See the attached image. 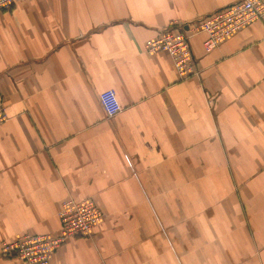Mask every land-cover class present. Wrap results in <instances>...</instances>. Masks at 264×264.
<instances>
[{"label": "crops", "instance_id": "1", "mask_svg": "<svg viewBox=\"0 0 264 264\" xmlns=\"http://www.w3.org/2000/svg\"><path fill=\"white\" fill-rule=\"evenodd\" d=\"M238 1L24 0L0 13V245L57 235L61 205L91 199L99 225L49 264H264V17L211 53L192 37L187 81L144 51Z\"/></svg>", "mask_w": 264, "mask_h": 264}, {"label": "built area", "instance_id": "2", "mask_svg": "<svg viewBox=\"0 0 264 264\" xmlns=\"http://www.w3.org/2000/svg\"><path fill=\"white\" fill-rule=\"evenodd\" d=\"M22 1L24 0H0V13L9 11ZM263 17L264 0H239L203 17L188 27L187 31L172 28L164 30L156 39L145 43L144 51L149 54L159 51L167 53L178 80L187 81L199 76L191 53L192 37L203 34L204 52L211 53L226 37ZM98 97L107 117H114L120 112L121 108L112 90L104 91ZM7 120L5 107L0 99V126ZM58 218L60 230L57 235H23L13 242H3L0 245L1 256L15 258L24 264H49L55 249L67 240L92 234L101 219V213L89 200H68L62 204Z\"/></svg>", "mask_w": 264, "mask_h": 264}, {"label": "rangeland", "instance_id": "3", "mask_svg": "<svg viewBox=\"0 0 264 264\" xmlns=\"http://www.w3.org/2000/svg\"><path fill=\"white\" fill-rule=\"evenodd\" d=\"M83 200H89V201H91V202H93V200H91V199H83ZM83 200H80V201H83ZM94 203V202H93ZM95 204V203H94ZM96 205V204H95ZM62 206V205H61ZM97 206V205H96ZM98 208V207H97ZM60 209H61V207H60ZM98 210L100 211V209L98 208ZM59 213V212H58ZM100 213H101V218H102V212L100 211ZM58 220H59V218H58ZM100 221H101V219L99 220V222H98V224L96 225V226H98L99 225V223H100ZM95 226V227H96ZM95 229V228H94ZM94 231V230H93ZM92 231V232H93ZM92 234H90V235H87V236H82V238L83 237H90ZM21 236H23V235H20V236H17V237H15L13 240H11V241H7V242H13L15 239H17V238H19V237H21ZM30 236H38V235H30ZM40 236H42V235H40ZM81 238V237H80ZM61 246V245H60ZM58 249V247L55 249V250H57ZM55 253V252H54ZM1 255V254H0ZM53 258V257H52ZM13 259H15V258H13ZM52 260V259H51Z\"/></svg>", "mask_w": 264, "mask_h": 264}]
</instances>
